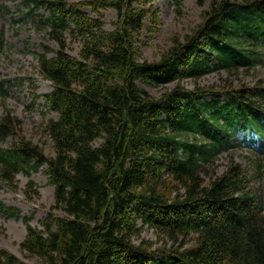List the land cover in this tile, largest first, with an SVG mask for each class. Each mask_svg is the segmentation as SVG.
Here are the masks:
<instances>
[{"label": "trees", "instance_id": "trees-1", "mask_svg": "<svg viewBox=\"0 0 264 264\" xmlns=\"http://www.w3.org/2000/svg\"><path fill=\"white\" fill-rule=\"evenodd\" d=\"M22 1L58 50L39 56L53 90L37 97L56 114L46 124L53 156L15 120H0V180L11 186L46 168L54 187L43 229L0 201V215L26 225L21 249L39 264H264V205L242 167L200 177L223 150L251 144L264 153V89L181 85L264 64V0H213L197 31L158 61L139 48L157 0ZM107 10L117 14L113 30ZM67 34L81 44L78 57ZM173 82L158 97L147 91ZM143 226L178 247L138 243ZM0 264L28 263L0 249Z\"/></svg>", "mask_w": 264, "mask_h": 264}, {"label": "rangeland", "instance_id": "rangeland-1", "mask_svg": "<svg viewBox=\"0 0 264 264\" xmlns=\"http://www.w3.org/2000/svg\"><path fill=\"white\" fill-rule=\"evenodd\" d=\"M70 4H82L88 0H64ZM213 0H182L176 5L171 0H157V22L148 21L142 33L139 48L142 56L149 61H158L176 41L184 42L186 38L202 25L204 15ZM28 7L22 0H0V120L9 117L16 121V131L42 147L49 157L54 151L52 142L46 132V124L56 114L50 112L42 98H37L53 90L52 83L40 73L39 56L50 51V56L58 50V45L51 40L47 32L27 16ZM49 15L47 10L40 9L35 15ZM106 29L113 30L117 14L113 10L103 11ZM67 46L71 55L78 57L81 44L67 34ZM176 82L159 87L147 88L158 97L173 88ZM181 85L189 90L211 88L215 90L238 88L240 86L264 89V64L248 72L214 71L200 79H185ZM208 101L213 98H206ZM242 135H237L240 139ZM13 142L8 138L7 144ZM232 165H239L244 170L252 192L259 196L264 205V153L255 151L251 144H241L239 148L223 150L204 167L200 176L207 182L220 175ZM44 168L37 174L27 177L17 176V182L8 186L0 180V201L9 207L20 210L21 216L29 217L30 224L43 229L42 221L52 212L54 205V187L50 185ZM34 185L25 194L28 182ZM39 193V195H38ZM62 215L59 211H53ZM26 236V225L23 219L7 218L0 215V249L7 250L28 264H39L37 257L30 256L21 249L20 244ZM137 240V239H136ZM142 240L154 249L178 247V244L159 234L152 228H141ZM191 245V244H189Z\"/></svg>", "mask_w": 264, "mask_h": 264}]
</instances>
